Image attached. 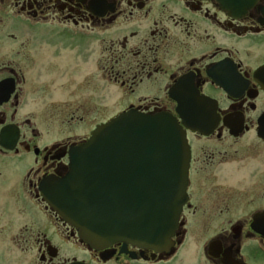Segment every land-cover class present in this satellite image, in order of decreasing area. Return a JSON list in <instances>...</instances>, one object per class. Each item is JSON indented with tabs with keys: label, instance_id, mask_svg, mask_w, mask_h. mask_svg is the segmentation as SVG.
Returning <instances> with one entry per match:
<instances>
[{
	"label": "flooded vegetation",
	"instance_id": "obj_1",
	"mask_svg": "<svg viewBox=\"0 0 264 264\" xmlns=\"http://www.w3.org/2000/svg\"><path fill=\"white\" fill-rule=\"evenodd\" d=\"M223 2L0 0V264H264V0ZM129 110L181 126L185 191L168 240L94 248L40 184Z\"/></svg>",
	"mask_w": 264,
	"mask_h": 264
},
{
	"label": "water",
	"instance_id": "obj_2",
	"mask_svg": "<svg viewBox=\"0 0 264 264\" xmlns=\"http://www.w3.org/2000/svg\"><path fill=\"white\" fill-rule=\"evenodd\" d=\"M247 1L252 0H226L232 6ZM187 146L174 118L129 110L71 146L65 174L42 181L40 189L56 214L94 248L115 240L164 242L185 191Z\"/></svg>",
	"mask_w": 264,
	"mask_h": 264
}]
</instances>
